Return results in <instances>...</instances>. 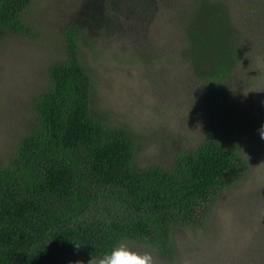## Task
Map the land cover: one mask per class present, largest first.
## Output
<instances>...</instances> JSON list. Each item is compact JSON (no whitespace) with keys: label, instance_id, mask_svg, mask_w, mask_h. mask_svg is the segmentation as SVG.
<instances>
[{"label":"trees","instance_id":"16d2710c","mask_svg":"<svg viewBox=\"0 0 264 264\" xmlns=\"http://www.w3.org/2000/svg\"><path fill=\"white\" fill-rule=\"evenodd\" d=\"M202 1L198 21L189 19L184 53L196 77L214 81L242 66L246 57L233 41L254 24L250 18L236 27L231 8ZM32 2L0 0V44L8 35H31L23 17ZM67 28L64 57L47 67V84L31 99V125L0 161V264L88 263L121 241L174 262L175 232L205 228L219 197L246 178L264 105L236 111L224 100L222 137L214 126L196 147L177 149L169 165L135 167L133 131L93 111L82 26Z\"/></svg>","mask_w":264,"mask_h":264},{"label":"rangeland","instance_id":"374dc122","mask_svg":"<svg viewBox=\"0 0 264 264\" xmlns=\"http://www.w3.org/2000/svg\"><path fill=\"white\" fill-rule=\"evenodd\" d=\"M210 1L231 8L236 27L246 28L250 18L254 24L233 41L246 57L242 66L214 81L196 77L184 53L189 19L198 21L202 0H33L23 17L31 35H8L0 44V161L31 125V99L46 86L47 67L64 57L67 27L82 26L80 54L91 74L93 111L135 135V167L169 165L177 149L196 147L214 126L222 137V110L230 106L261 108L264 0ZM248 152L246 178L219 197L205 228L175 232L174 262L128 245L150 251L156 264H264V139ZM78 262L88 264H62Z\"/></svg>","mask_w":264,"mask_h":264},{"label":"clouds","instance_id":"9594fccd","mask_svg":"<svg viewBox=\"0 0 264 264\" xmlns=\"http://www.w3.org/2000/svg\"><path fill=\"white\" fill-rule=\"evenodd\" d=\"M257 131L260 138L264 139V124H262ZM88 264H156V258L150 251L140 252L134 250L127 242L121 241L115 244L112 249L103 256L98 258L92 257Z\"/></svg>","mask_w":264,"mask_h":264}]
</instances>
